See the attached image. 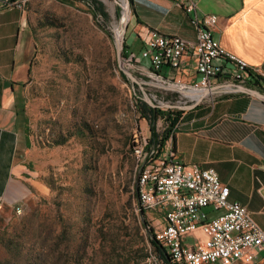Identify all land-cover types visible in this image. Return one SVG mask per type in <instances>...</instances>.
<instances>
[{
    "label": "rangeland",
    "instance_id": "374dc122",
    "mask_svg": "<svg viewBox=\"0 0 264 264\" xmlns=\"http://www.w3.org/2000/svg\"><path fill=\"white\" fill-rule=\"evenodd\" d=\"M96 1L107 14L106 20L94 16L91 5L83 0L26 3L35 53L17 113L29 138L26 161L35 184L29 186L22 203L0 212V264H72L76 246L83 247L82 260L87 264L106 263L111 258L125 264H163L151 248L140 216L135 186L138 167L134 172L133 162L138 156L131 148L145 139L144 146L150 150L154 130L157 145L152 155H161L168 141L173 158L174 131L162 139L169 124L161 116L153 121L152 129L147 114L137 105L138 100L145 101L137 84L147 83L143 85L147 95L168 115L183 112L178 106L196 101L186 87L198 78L186 80L183 73L177 77L173 70L175 78H168L162 73L164 64L160 75L169 81L163 83L132 65L130 53L139 57V66L150 69L149 58L141 57L145 41L130 48L131 15L122 34V57L138 83L123 80L113 32L122 26L124 0ZM253 75L262 77L258 71ZM252 80L251 75L245 84L214 82L209 87L234 83L264 94L262 86L248 84ZM182 112L175 126L185 116L181 117ZM141 207L149 228L161 224V213ZM205 239L198 228L187 233L183 242L196 246Z\"/></svg>",
    "mask_w": 264,
    "mask_h": 264
},
{
    "label": "crops",
    "instance_id": "0c3cea01",
    "mask_svg": "<svg viewBox=\"0 0 264 264\" xmlns=\"http://www.w3.org/2000/svg\"><path fill=\"white\" fill-rule=\"evenodd\" d=\"M28 1L0 0V212L22 203L35 184L26 161L29 138L17 113L35 53ZM194 1L199 16H217L213 37L264 79V0ZM131 15V49L143 44L147 28L187 39L196 36V27L176 0H132ZM181 61L183 79L199 78L194 57ZM162 73L175 78L168 65ZM230 84H216L223 86L203 97L214 95L210 101L183 110L181 117L186 114L174 129L173 159L215 169L229 186V199L245 206L264 230V101L232 90ZM261 85L264 89V81Z\"/></svg>",
    "mask_w": 264,
    "mask_h": 264
},
{
    "label": "built area",
    "instance_id": "2783aa9c",
    "mask_svg": "<svg viewBox=\"0 0 264 264\" xmlns=\"http://www.w3.org/2000/svg\"><path fill=\"white\" fill-rule=\"evenodd\" d=\"M176 4L191 16L196 27L195 39L146 29L141 57L149 58L150 69L139 66V57L130 53L132 65L167 83L169 79L160 75L164 64L180 77L182 58L194 57L199 78L191 79L188 86L197 89L214 82L245 84L250 72H257L213 37L215 14L199 16L193 0H176ZM145 143L143 139L134 146L133 151L139 154L137 166L149 151ZM138 194L145 209L161 213V224L152 227L173 264H264V230L246 207L229 199V186L221 183L215 169L173 160L167 141L163 153L151 155L142 167ZM198 228L206 239L196 246L186 245L184 236Z\"/></svg>",
    "mask_w": 264,
    "mask_h": 264
},
{
    "label": "trees",
    "instance_id": "16d2710c",
    "mask_svg": "<svg viewBox=\"0 0 264 264\" xmlns=\"http://www.w3.org/2000/svg\"><path fill=\"white\" fill-rule=\"evenodd\" d=\"M83 1L85 3L91 5L92 10L90 9V11L94 14V16H97V15L100 14L101 17L104 20H106L107 14L103 10L102 6L98 3V1H96V0H83ZM102 28L105 29V27L103 25H102ZM105 31H106V29H105ZM107 33L109 35L111 34L108 30H107ZM120 74H121V77L123 78V80L128 82L127 78L122 73H120ZM250 74L253 76V80L248 82V84L251 85V86H255V87H257V86L261 87L262 86L261 85V81H264V79L262 77H260V76L253 75L252 72H250ZM137 105L140 108V111L144 115L147 114L148 120H151V121L155 122L157 117L161 116L165 120V123L169 124V127L165 130L162 139L167 138V136H168L170 131H172V130L174 131V128H175L174 122L179 120L178 116L182 112V110H178L177 113L165 115V113L164 112H160L159 109H156L154 111L151 106H149L145 101H143L141 99L138 100V104ZM133 146L134 145L132 144L131 153L133 154V152H134L135 158H137V155H136L135 151H133V149H134ZM173 148H174V144H173ZM133 162H134V172H135V168L138 167L137 166L138 160L137 159L136 160L133 159ZM148 241H149V243L151 245L152 250L155 252L158 260H160L163 264H170V262L167 259L166 251L160 245V243L157 240L151 239V238H148ZM110 251L113 252L114 249L112 248ZM83 252H84L83 247L81 248L80 246H76L73 249V251L71 252L72 264H87V263L83 262V260H82L83 256L81 254ZM112 259L113 258H111L110 260L106 261V263H96V264H125V263H122V262H117V261L112 260Z\"/></svg>",
    "mask_w": 264,
    "mask_h": 264
},
{
    "label": "water",
    "instance_id": "95a60500",
    "mask_svg": "<svg viewBox=\"0 0 264 264\" xmlns=\"http://www.w3.org/2000/svg\"><path fill=\"white\" fill-rule=\"evenodd\" d=\"M100 15V14H99ZM101 16V15H100ZM113 36H114V45H115V48H116V54H117V63H118V67L121 71V73L131 82V83H138L137 82V79H136V76L133 74V71L129 69V67L125 64V60H124V56L122 57V49H123V36H117L116 32H113ZM127 67H126V66ZM223 85H213L209 88H206L204 89L202 92H201V95L196 99V101L190 105H184V106H178V107H181V108H185V109H191L193 108L194 106H196L200 101L201 99L206 95L208 94L209 92L211 91H214L216 89H218L219 87H221ZM230 88H232V90H235V91H240V92H245V93H248V94H251L261 100L264 101V94L261 93L259 90L255 89V88H251L249 86H246V85H239V84H230ZM144 100L145 102L151 106L152 108L156 107V105L153 103L152 99L147 96V97H144ZM151 127L152 129L154 128V123L153 121H151ZM152 136H153V139L155 141L154 145L151 147V149L148 151V153L146 154L145 158L142 160V162L138 165V168H137V175H136V180H135V186H136V191H137V184H138V178H139V174H140V171L143 167V165L145 164V162L147 161V159H149V157L153 154L154 150H155V147H156V141H157V135L156 133L154 132V130L152 131ZM137 205H138V208H139V212H140V216H141V219H142V222L144 224V227L146 228V230L148 231V235H149V238L151 239H155V236L153 234V230L151 228H149V225L148 223L146 222V220L144 219L143 217V209L141 207V204H140V201L139 199L137 198ZM156 240V239H155ZM161 245V243H160ZM162 246V245H161ZM163 247V246H162ZM164 248V247H163ZM167 259L168 261L170 262V259L167 255ZM171 264V263H170Z\"/></svg>",
    "mask_w": 264,
    "mask_h": 264
},
{
    "label": "bare ground",
    "instance_id": "6f19581e",
    "mask_svg": "<svg viewBox=\"0 0 264 264\" xmlns=\"http://www.w3.org/2000/svg\"><path fill=\"white\" fill-rule=\"evenodd\" d=\"M122 17H123L122 18V26L120 25L116 29L117 36H121L124 33V31H125V29L127 27V22L130 19V17H131V3H130V0H124L123 1V5H122ZM143 85H148V84L145 83V82H140V83L137 84V86L140 88V91H141L142 95L144 97H147L148 95H147V92L145 91ZM201 90L202 89L190 88V91L192 93H194V95L196 96V98H198V96H200ZM166 104H168V103H166ZM156 109H157L156 107L153 108L154 111ZM181 109H185V108H181ZM135 153L137 154L138 160H139L138 151H135ZM138 191H139V183H138Z\"/></svg>",
    "mask_w": 264,
    "mask_h": 264
}]
</instances>
